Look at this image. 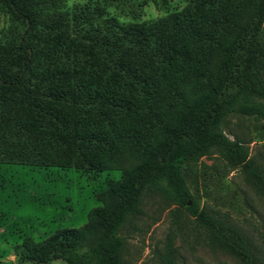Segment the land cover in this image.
Masks as SVG:
<instances>
[{"label":"trees","instance_id":"16d2710c","mask_svg":"<svg viewBox=\"0 0 264 264\" xmlns=\"http://www.w3.org/2000/svg\"><path fill=\"white\" fill-rule=\"evenodd\" d=\"M184 1L137 22L131 0H0V163L122 172L82 227L23 238L19 264H128L120 231L149 193L253 261L242 239L199 209L187 179L216 153L264 192L247 149L222 131L231 116L264 123V0ZM110 6L132 21L109 16ZM172 263L170 249L163 264Z\"/></svg>","mask_w":264,"mask_h":264},{"label":"rangeland","instance_id":"374dc122","mask_svg":"<svg viewBox=\"0 0 264 264\" xmlns=\"http://www.w3.org/2000/svg\"><path fill=\"white\" fill-rule=\"evenodd\" d=\"M131 1L137 22L154 21L186 6L184 0H172L166 8L156 0ZM106 12L119 22L132 21L114 6ZM5 25L0 17V32ZM222 131L230 140L242 142L264 178V123L231 116ZM121 178V171L82 172L0 163V264H19L14 249L25 237L42 242L56 231L85 225L88 213L102 206L96 194L106 189L108 181ZM252 181L241 167L232 168L212 153L189 167L187 184L199 209L216 219L240 246L242 239L253 261L245 262L238 253L215 245L206 224L163 196L149 193L142 198L141 215L127 221L120 231L127 263L163 264L171 249L172 264H264V192H258Z\"/></svg>","mask_w":264,"mask_h":264}]
</instances>
